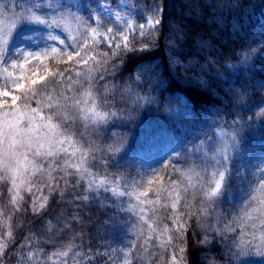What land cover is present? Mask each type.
<instances>
[{
	"label": "trees",
	"instance_id": "16d2710c",
	"mask_svg": "<svg viewBox=\"0 0 264 264\" xmlns=\"http://www.w3.org/2000/svg\"><path fill=\"white\" fill-rule=\"evenodd\" d=\"M144 1L155 6L160 24L144 30L154 34L143 39L140 33L129 36L136 51L97 44L90 55L72 61L69 52L58 51L48 67L64 75L49 74L37 90L48 98L46 117L52 111L73 117L58 130L71 137L81 169L99 177L128 178L135 173L128 161L132 154L161 140L168 144L173 150L148 166L149 176L139 185L148 198L160 195L162 202L147 221L137 220L110 191L86 192L78 171L64 166L70 157L58 156L31 177L15 203L10 183L0 180V264H221L244 250V239L224 230L221 235L222 227L213 224L222 203L204 193L222 165L206 163L211 154L200 150L228 141L235 164L248 149L264 151V0ZM144 43L148 49L139 51ZM78 70L89 76L80 77ZM66 96L87 102L77 109L71 101L65 104ZM33 100L24 103L35 107ZM49 103L59 107L49 109ZM89 105L107 111V117L97 122L86 117ZM109 147L120 149L118 164L102 163L113 158ZM162 182H175L176 190H156ZM49 185L55 189L51 194ZM224 205L230 206L226 198ZM185 221L186 229L178 232ZM255 221L241 219L244 231L253 230ZM259 229L264 244V227ZM206 238L209 243L201 244Z\"/></svg>",
	"mask_w": 264,
	"mask_h": 264
},
{
	"label": "rangeland",
	"instance_id": "374dc122",
	"mask_svg": "<svg viewBox=\"0 0 264 264\" xmlns=\"http://www.w3.org/2000/svg\"><path fill=\"white\" fill-rule=\"evenodd\" d=\"M107 3L111 8V11L108 13L100 8L98 0H0V32H3L5 35L13 29L14 25L20 24L19 18L21 15H29L31 12H34L49 21L55 19L59 24V27H49L24 23L17 27L9 41L7 63L0 61V91L7 90L11 95L8 97H0V99H7L10 106L12 103V95L19 97L24 95L25 92L30 95L33 91H37L38 86L42 81L40 80V77L43 76L45 79L50 74L48 60L55 56L58 51L63 50L69 53L79 51L81 56L86 57L92 53L97 44H103L108 47L106 37H114L123 32L128 24L136 25L134 29H129L127 31V34L130 36L134 33H140L138 25L144 24V30H146L155 25V20L159 19L157 11H155V15H153L152 5L148 6L144 0H107ZM36 5H40V7L37 8ZM117 13L119 19L117 18ZM97 17L99 18V22H97ZM150 19L153 21L152 26L148 23ZM108 28H113L114 33H107ZM91 29H97V31L93 32ZM49 33L52 35H58L61 39L65 40V43L61 44L59 40L54 42L45 40L44 38ZM118 42L122 45V38ZM45 45H47V47H45ZM53 47L57 48L58 51L53 53L51 51V48ZM17 48H20L22 51L30 52L43 51L46 52L47 55H44L39 61H34L32 60V57H28V62L24 64L23 68L19 67V63L17 64V67L13 68L11 66L12 62L14 59H17L13 51ZM73 59L78 58L73 57ZM23 60L24 57L20 56L19 61ZM5 68H7V72L4 71ZM46 68L47 71L45 70ZM9 72L12 73L11 77L8 76ZM77 73L80 74V77L89 76L88 72L82 70L75 72V74ZM31 80H36L37 84L32 85L30 83ZM17 84H21L24 87L17 88ZM36 98L37 99L33 100V103L36 104L35 107H28L27 104L24 103L25 101L19 99L17 100V106L21 111H26L29 114H32L31 109L33 108L38 110V114H33L36 116V119L33 122L34 124H53L46 119L41 120V116L46 117L43 114L42 109L45 108L44 105L48 102L47 96L38 95ZM27 102L31 103L32 100ZM89 107L84 115L86 117L89 116L94 122L104 120L107 117V111L100 109L97 105L95 107L89 105ZM9 110L11 109L9 108ZM25 126L27 125L25 124ZM40 134L42 136L53 135L52 133H49L46 127L40 129ZM55 139H65L58 129L56 130ZM229 143L230 142L228 141H224L219 148H212L211 145L205 147L206 150L202 148L200 151H205V154H208V152L211 154V157H205L204 161L206 163L211 162V165L220 163L222 165V168L219 167L220 171H223L226 166L221 163L223 162L222 157L225 153L230 156V150H232V146ZM167 145L168 144H163V141L161 140L151 147L146 145L141 147V149L132 154L128 160L130 167L134 169L135 173L128 178L119 177L116 180L106 178L108 182L104 186H101V180L105 179V177H99L91 172H88L86 175L84 169H81L82 167H80L78 174L86 183L87 188H89L90 184L91 190L104 189L106 187L107 190L111 192V195L122 199L123 209L134 214V217H136L137 220L147 221L146 218L148 213L155 211L162 200L159 197L160 195H155L150 198H148L147 195H141V193L144 192L139 188V185L143 179L146 180L149 176H146L148 166H150L156 159L162 160L165 158L164 155L173 150ZM61 146L67 149V155L64 152H60L58 155L47 157L46 159L37 157L33 163L36 166L43 168L44 163L48 160L54 159L58 156H68L70 157V159H68L70 163L75 162V164H77L78 162L75 156L80 154L78 150L69 143H64ZM47 147V144H45V149H42V151H46ZM73 152L76 153L75 156L70 155ZM241 156L244 161L249 163L250 168L257 163L264 162V151L254 154L248 149L244 152V155L241 153ZM29 159L31 160L32 157L30 156ZM214 170H217V168L215 167ZM29 172L33 173V175L39 173L36 171V168L31 166L29 167ZM0 175H3V173H0ZM33 175L30 177L26 176V182L23 185H20V180L18 179L17 184L20 185L19 188H13L11 179L9 178L7 180L10 183L9 185L12 187V190L15 191L14 194L16 196H19L21 192L28 187ZM215 179H219V175ZM253 179L254 171H251L248 174V180L251 182ZM233 182L232 185H228V188L218 196V199L222 204L215 214L213 224L215 227L221 226L222 230L228 233L235 232L237 234V240H241L240 242L244 239L245 242L252 241V243L248 246L244 242L243 246L245 247L243 248V251L248 253L247 256L242 257L238 254V257L234 258L233 261L221 264H238L241 259L248 260L247 264H264V261L261 260L264 259V257L255 255L258 251L264 252V244L261 243L263 236L259 232L262 230H256L259 228L258 226L255 230H249L248 228L247 231H244V228L241 225V219H238L241 216L243 200L240 198L239 185L236 183L235 179H233ZM258 183L259 181L256 180V183L251 186L255 187ZM167 184L168 182L160 183L157 185L158 187L156 190L160 189L161 186L164 187L169 194L176 190V187L175 190L173 189L175 183L174 185ZM211 185H213L212 187H215L214 182ZM245 191H249V189L246 188ZM120 193H124V195L121 196ZM137 197H139V199H137ZM225 198L228 200L230 206L224 205ZM141 201H150L151 203L145 202L141 204ZM254 223L257 225L259 224V217Z\"/></svg>",
	"mask_w": 264,
	"mask_h": 264
},
{
	"label": "snow or ice",
	"instance_id": "6c2138e0",
	"mask_svg": "<svg viewBox=\"0 0 264 264\" xmlns=\"http://www.w3.org/2000/svg\"><path fill=\"white\" fill-rule=\"evenodd\" d=\"M100 8H102L106 13L111 11V8L109 4L107 3V0H98ZM37 8L40 7V5H36ZM142 15V13H141ZM153 15H155V6H153ZM117 18L119 19V15L117 13ZM79 19V18H78ZM20 24L14 25L13 29L5 35L3 32H0V61L7 63V53L9 52V41L14 33V31L17 29V27L23 25L24 23L29 24H37L41 26H49V27H59V24L55 19H52L49 21L46 18H42L40 15L35 14L34 12H31L29 15H21L19 18ZM97 22H99V18L97 17ZM127 23V22H126ZM149 25H153V21L150 19L148 21ZM155 25L160 24V20H155ZM136 27L135 24H128L127 28L124 29L123 32L113 36L106 37L108 42L109 49H112L115 47V49L122 50L124 52H131L136 51L137 49L134 46H130V38L127 34V31L129 29H134ZM140 36L143 39L146 35H153L154 33H145L144 31V24L138 25ZM91 31L96 32L97 29H91ZM107 33L112 34L114 33L113 28H108ZM122 38L123 44L119 43L118 41ZM47 41H57L61 44L65 43V40L61 39L58 35H52L49 33L45 38ZM47 47V45H45ZM149 47L148 43H144L143 46L138 49L139 51H145ZM51 51L53 53L57 52L58 49L53 47L51 48ZM14 54L16 55L17 59H14L12 62V67H17V64L19 63V67L23 68L24 64L28 62V57H32V60L39 61L42 59L44 55H47L46 52L43 51H22L20 48L15 49ZM105 56L107 53L104 54ZM112 55H117L116 51L112 52ZM23 56L24 60L19 61V57ZM68 60L72 61L73 57L81 58V53L79 51H73L67 54ZM94 59V58H93ZM248 57L245 54L241 60V63H245L247 61ZM105 63L107 61L105 60ZM47 71V68L45 69ZM4 71L7 72V68L4 69ZM67 71V69L65 70ZM50 75H59L63 76V72H55L50 73ZM79 75V73H77ZM8 76L11 77L12 73H8ZM104 77L101 76L100 79H103ZM40 80H44V77H40ZM32 85L37 84L36 80H31L30 82ZM17 88H23L24 86L21 84L16 85ZM11 95L7 90L0 91V97H8ZM40 95L39 90L33 91L30 95L25 92L22 96H16L12 95L11 100L12 103L9 106L7 99H0V173H3V175H0V180L7 181L9 178L12 181L13 188H19L20 185H23L26 180V176H31L33 173L29 172V167L36 168L37 172H42L43 168L36 166L33 161L37 157H41L46 159L47 157H53L58 155L60 152H64L66 155L68 154L67 149L62 147L61 145L64 143L71 144L73 141L71 137H66L64 140H58L55 139L56 130L60 127H67L69 124L74 122V119L72 116H69L67 114L60 113L58 111H52V115L48 117L41 116V120H47L52 121L53 118H56L57 120H61V123L59 124H34L33 122L36 119V116L33 114H38V110L36 108L31 109V113L29 114L26 111H21L20 108L17 106V100H23L25 102L36 99V97ZM65 104L67 105L69 101H71V105L77 109H79V106L81 103H86L87 101H81L79 99H75L71 96H66L64 98ZM39 103V101H38ZM91 103L95 105L96 101L92 100ZM49 109H54L59 107V105H53L49 103L47 105ZM9 108L11 110H9ZM82 111V109H81ZM112 116H116L117 114L115 112L111 113ZM86 118V117H85ZM25 124L27 126H25ZM47 128L49 133H52L53 135H41L40 129L41 128ZM45 144H47V150L42 151V149H45ZM81 155L87 156L88 151L81 149ZM109 152H113V158L109 161H102L105 165H111V164H118L120 162V156L117 155L120 153V149H112L109 147ZM71 156H75L76 153L73 152L70 154ZM32 157L30 160L29 157ZM223 164L226 166L223 171H219V179H215L216 173L214 172L212 174V180H209L208 186L209 190L206 191L204 194L209 199L212 200L215 197L220 196L227 188L228 185L235 179L236 183L239 185L240 190V198L242 200H245V205L241 209V216L238 219H245V220H254L259 217V224H252L251 227L253 230H255L258 226L264 227V162L257 163L252 166V168L249 167V163L244 161L242 158L240 159V162L238 164H235L232 157L228 156L227 153L222 157ZM231 162V163H230ZM65 168H75L77 171H80V165L79 164H72L69 163V160L64 161ZM51 167V165H49ZM254 171V179L253 181L248 180V174L249 172ZM85 174H88V169L85 168L84 170ZM51 175V172L49 173ZM67 175V173H66ZM20 180V185L17 184V180ZM256 180L259 181L258 184H256L255 187H252V184L256 183ZM107 179L101 180V186H104L107 184ZM214 182L215 187H211V184ZM65 183L67 184V180H65ZM79 183V181L77 182ZM175 183V182H173ZM248 188L249 191H245V189ZM31 191V187L28 189ZM50 194L51 192H54L55 189L52 188L51 185H49ZM105 191H107V188H104ZM11 191V189H10ZM86 192H91V184L89 185V188L86 189ZM147 193H141V195H146ZM18 195V193H17ZM121 196L124 195V193H120ZM79 198V197H77ZM89 196H85L84 199L87 200ZM139 199V197H137ZM13 202L15 203L17 201V196L12 197ZM44 200L47 201V197H44ZM151 203L150 201H141V204L143 203ZM179 203V195H177V200L172 204V208H176L177 204ZM44 204L40 206L41 209L44 208ZM34 211H39L38 209H34ZM253 213H256L257 216H253ZM184 216V213H180L176 220L173 221L174 225L176 222L180 219H182ZM143 219V217H142ZM232 223V222H230ZM187 221L184 223H180L178 225L177 231L179 232L181 229H186ZM151 228V224L149 225ZM155 231V229H153ZM169 229L167 228V225L164 227V232L167 233ZM213 231H216L215 228H213ZM219 234H223V230ZM9 235H11L9 233ZM159 239V236L157 237ZM169 241H171L172 237H168ZM209 241L207 238L204 241H201V244H207ZM248 246L251 245L252 241L245 242ZM2 247V246H0ZM133 247L135 245L133 244ZM237 247H240V245H237ZM71 250V249H70ZM181 252L184 251L183 248L180 249ZM68 253H62L60 255L67 256ZM32 254L29 253V256ZM240 256H247L248 253L246 251L241 250L239 253ZM255 255L264 257V252H257ZM124 256L127 258L129 256V252L125 251ZM173 260L175 261V257H173ZM264 261V259H261ZM248 260L241 259L239 260L238 264H247Z\"/></svg>",
	"mask_w": 264,
	"mask_h": 264
}]
</instances>
